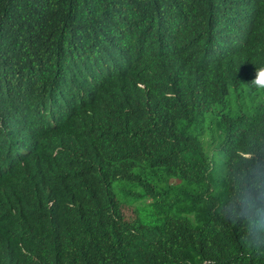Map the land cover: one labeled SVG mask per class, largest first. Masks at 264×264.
I'll use <instances>...</instances> for the list:
<instances>
[{"label":"trees","instance_id":"1","mask_svg":"<svg viewBox=\"0 0 264 264\" xmlns=\"http://www.w3.org/2000/svg\"><path fill=\"white\" fill-rule=\"evenodd\" d=\"M260 67L264 0H0V264H264L221 216Z\"/></svg>","mask_w":264,"mask_h":264},{"label":"clouds","instance_id":"2","mask_svg":"<svg viewBox=\"0 0 264 264\" xmlns=\"http://www.w3.org/2000/svg\"><path fill=\"white\" fill-rule=\"evenodd\" d=\"M250 84L264 91V67L255 69ZM235 159L238 164L225 176L229 194L221 216L239 227L245 247L264 257V153L248 152L247 159Z\"/></svg>","mask_w":264,"mask_h":264},{"label":"rangeland","instance_id":"3","mask_svg":"<svg viewBox=\"0 0 264 264\" xmlns=\"http://www.w3.org/2000/svg\"><path fill=\"white\" fill-rule=\"evenodd\" d=\"M237 92L239 94V93L245 92V90L239 89ZM230 99H232V101H233V103H230L231 109H233V108H239V109L240 108H246V105H244L242 103L241 98L238 99L236 97V93L230 94L229 95V101H230ZM257 100H258V96L252 97L251 95H249L245 98V101H248L247 105H249L250 103L254 104ZM208 139L209 138L207 136H205V141ZM212 149L213 148H211V150ZM208 158H209V161L211 162V166H212V159L215 162H217V160L219 159L218 156L212 155V151H211V154L208 155ZM113 187H114V190L117 194V198L122 203L120 215H122L124 220L131 221L133 219H136L140 223L146 224V225H153V224L161 222L162 217H160L159 221H157L151 215L152 208L149 207L150 201H145V199H142L141 201L137 202L135 200V197H133L132 194H136V195L140 194L139 189H135L132 186L128 187L125 183L119 182V181L114 182ZM130 193H132V194L130 195Z\"/></svg>","mask_w":264,"mask_h":264}]
</instances>
